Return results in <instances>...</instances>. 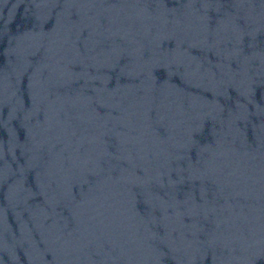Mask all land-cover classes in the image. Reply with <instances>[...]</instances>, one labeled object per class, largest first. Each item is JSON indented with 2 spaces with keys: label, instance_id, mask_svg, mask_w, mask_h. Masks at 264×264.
I'll return each instance as SVG.
<instances>
[{
  "label": "water",
  "instance_id": "obj_1",
  "mask_svg": "<svg viewBox=\"0 0 264 264\" xmlns=\"http://www.w3.org/2000/svg\"><path fill=\"white\" fill-rule=\"evenodd\" d=\"M0 264H264V0H0Z\"/></svg>",
  "mask_w": 264,
  "mask_h": 264
}]
</instances>
